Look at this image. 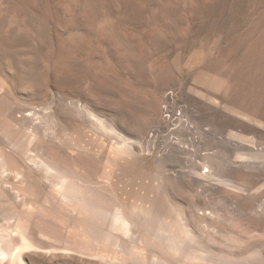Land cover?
I'll return each instance as SVG.
<instances>
[{"label":"bare ground","instance_id":"6f19581e","mask_svg":"<svg viewBox=\"0 0 264 264\" xmlns=\"http://www.w3.org/2000/svg\"><path fill=\"white\" fill-rule=\"evenodd\" d=\"M147 1L0 9V264H264V116L187 87L232 50L233 94L264 113L263 43L228 27L232 49L218 36L182 71L163 0L121 28Z\"/></svg>","mask_w":264,"mask_h":264},{"label":"rangeland","instance_id":"374dc122","mask_svg":"<svg viewBox=\"0 0 264 264\" xmlns=\"http://www.w3.org/2000/svg\"><path fill=\"white\" fill-rule=\"evenodd\" d=\"M11 1L14 2V4L18 3L20 7L22 5L23 8L26 9V11H29V13H31V11L39 9L42 5H44L46 0H44V1L43 0H8V1L7 0H0V9L7 8L9 6V4L12 3ZM148 1L146 3L145 7L148 6L149 8H144V6H143L144 10H142L141 12L138 13V15L139 14L141 15V18H140V15L137 16V18L139 17L141 21L139 20L138 21L139 23L138 22L136 23L137 25L132 24V23L127 24V22L123 23V25L125 27L122 25L123 26V27H121L122 29L126 28L129 31L134 30L137 32L139 29L146 28V27L154 24L156 19L153 16L156 15L157 6H158V4H160L162 2V0H154V1L150 0L151 3H150V1L149 2ZM157 1H158V3H157ZM42 2H44V3H42ZM154 5H155V7H154ZM160 5H161L160 8H163L166 10L168 9L167 11H170L172 13V16L170 18L173 19L174 16L177 17V18L174 17L178 21L177 24L180 23L179 26L177 25V27H178L177 30L178 31L182 30V32H180V33H183L184 31H186V39H185L184 43H177V44L172 45L171 47L166 48L165 50L160 52V56H162V58L165 61L172 62V63L174 62L173 64L177 65L182 71H186V72L190 71L189 70L190 69L189 62L191 61V59H193L195 56H197L200 52H202L206 55V61L213 58L212 55H214V54L212 53V48H213L214 40H216L218 38V36H221V38L224 41L221 45H225L226 49H229V50L232 49V47L227 46V42H226L227 40H224L225 37H228V34H227L228 27L230 28L231 31H232V29L235 30L234 31L235 33L232 31L233 33H231L229 36V38H231L235 41L237 39L240 40L239 36H241V31H243V27L245 28L244 31L246 29H249L250 26H251V28L255 27L252 30L250 29L248 35L246 36L247 37L246 40L250 45L254 42L259 43V38H260L261 39L260 41L263 44L259 43V46H260V48H262V45L264 46V37H263V40L261 38L262 35L264 34L263 33L264 32V23H263L264 22V0H163V2ZM162 5H164V6L166 5V7H162ZM159 6H158V8H159ZM175 6H177V7H175ZM27 7H29V8H27ZM170 7L172 8V10L170 9ZM190 7H192L195 10V12H193L194 10ZM145 9H147V10H145ZM175 9H176V11H175ZM200 11H201V13H200ZM186 12L189 14H187ZM141 13H143V14H141ZM178 13H180V15H178ZM182 13H184L185 16ZM96 15H97V18L95 17L96 21L94 19V24L96 26L99 27L107 21V17L105 15V13L100 12ZM188 15H190L191 19ZM207 15L208 16L210 15L209 19H207ZM211 15H212V17H211ZM178 16H179V18H178ZM193 16H195V17H193ZM197 16H200V17H197ZM201 16H203V18ZM186 18H187V20H186ZM182 20H185V22ZM195 20L196 21L199 20V21L196 22ZM193 21H195V23ZM254 21H256V22H254ZM258 21H260V22H258ZM253 22L255 25L253 24ZM184 23H186V24H184ZM236 24L238 27L236 26ZM186 25H187V27H186ZM261 26H262V28H261ZM185 27H186V29H185ZM231 27H232V29H231ZM213 28H214V30H212ZM215 28L218 30H216ZM236 28H237V30H236ZM240 29H241V31H240ZM255 29H257V30L261 29V30L259 32H256L257 30H255ZM253 30H254V32L252 33ZM260 32H262L263 34H261ZM254 33H255V35H254ZM234 34H236V35H234ZM257 34L258 35L260 34L259 35L260 37H258ZM224 35H225V37H224ZM250 36H251V38H250ZM73 37H74V35H72V33H68L64 36L63 39L65 41H70ZM250 39H252L253 41ZM249 40L251 42H249ZM238 52H240V50H238ZM228 53L230 55H227L228 58H227V56L225 57L224 62H222V67L220 66L218 71H216V73H215L216 74L215 76L217 77V80H216L217 83L216 84H212V85L208 84L207 85L205 83H198L196 80H194L193 77H190V80H189V83L187 84V87H189V88L198 87L201 89L203 88L204 90L208 91L210 94H215V95H218L221 97L232 93L231 95H233V96L228 95L225 97V99L227 100L229 105L233 104L232 106L238 107V108L247 107L256 115L258 114L259 116L263 117L264 113L262 111H260L258 109L255 110L254 108L249 106L250 104H248V103H250V102L248 101V99H244L243 97L241 99L240 96H236L233 94L232 89H231V82H229L230 81L229 79H230V74L232 72V69L234 67L233 66L234 65L233 62H235L234 59H235V57H237V52H233L232 50H230ZM232 53H234V54H232ZM226 73H228V74H226ZM225 81H226V83H225ZM234 96H236V98ZM233 97L236 99V101ZM229 98H230V101L233 103H230ZM233 99H234V101H233ZM240 99H241V101H240ZM237 100L239 101V103L241 105L238 104ZM243 104H245V105L243 106ZM259 112H262V113H259ZM0 223H1V221H0Z\"/></svg>","mask_w":264,"mask_h":264}]
</instances>
